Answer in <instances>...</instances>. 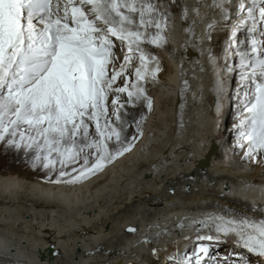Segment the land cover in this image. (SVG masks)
<instances>
[{
  "label": "snow or ice",
  "instance_id": "obj_1",
  "mask_svg": "<svg viewBox=\"0 0 264 264\" xmlns=\"http://www.w3.org/2000/svg\"><path fill=\"white\" fill-rule=\"evenodd\" d=\"M173 8L190 21L186 31L201 55L208 46L209 60L221 31L227 36L220 58L238 74L234 146L246 161L264 164V0H0V145L69 186L130 152L153 108L149 86L164 69L152 46H170ZM198 24L205 25L199 35ZM243 186L264 195V184ZM242 199L243 207L217 202L190 224L180 221L181 235L194 229L185 237L191 245L181 250L177 241L162 264H264V202ZM153 242L145 234L138 243ZM150 252L161 255L159 246ZM0 264L22 262L6 251Z\"/></svg>",
  "mask_w": 264,
  "mask_h": 264
},
{
  "label": "bare ground",
  "instance_id": "obj_2",
  "mask_svg": "<svg viewBox=\"0 0 264 264\" xmlns=\"http://www.w3.org/2000/svg\"><path fill=\"white\" fill-rule=\"evenodd\" d=\"M197 2L180 0L189 6ZM172 11L170 46H152L164 69L149 86L153 108L130 152L69 186L50 182L23 153L0 145V254L7 251L22 264H114L143 246L138 242L145 234L153 238L164 226L201 218L217 202L236 208L244 206L245 196L249 203L264 202L258 188L243 186L244 180L264 184V164L246 161L234 146L238 74L229 73L220 58L227 36L222 30L211 45L216 59L209 60L208 46L201 55V46L186 31L190 21L181 19L180 8ZM203 31L205 25L198 24L197 35ZM222 190L228 195L221 196ZM130 226L139 232H128ZM194 234L192 229L186 236ZM186 236L161 244L160 257L124 264H162L177 241L181 250L191 245Z\"/></svg>",
  "mask_w": 264,
  "mask_h": 264
},
{
  "label": "rangeland",
  "instance_id": "obj_3",
  "mask_svg": "<svg viewBox=\"0 0 264 264\" xmlns=\"http://www.w3.org/2000/svg\"><path fill=\"white\" fill-rule=\"evenodd\" d=\"M234 83H236V78L235 80H231V85H233ZM228 123V122H227ZM228 127V126H227ZM228 129V128H227ZM186 225L191 223V220L184 222ZM170 229V231H168ZM192 230L188 227H185L183 235L180 234V229H179V225L177 226H164V228H160L158 230H155L153 232V238L152 240L154 241L152 244H144L143 246L139 247L137 251H134L132 253H128L126 255H124V257L119 258L118 260H116L114 262V264H118V262L123 259L124 263H129V260H132L133 258H140V257H144L146 255H151L152 253L150 252V249L153 247H157V246H162L161 244H169L172 243L174 241H176L177 239L181 238L182 236H186L188 235V232ZM194 230V229H193ZM157 233H161L159 236H157Z\"/></svg>",
  "mask_w": 264,
  "mask_h": 264
}]
</instances>
